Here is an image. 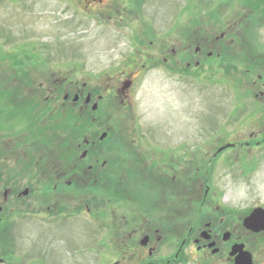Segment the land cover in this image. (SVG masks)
<instances>
[{
  "label": "flooded vegetation",
  "instance_id": "obj_1",
  "mask_svg": "<svg viewBox=\"0 0 264 264\" xmlns=\"http://www.w3.org/2000/svg\"><path fill=\"white\" fill-rule=\"evenodd\" d=\"M57 2L59 22L90 29L106 27L116 34L115 43L128 42L125 57L120 56V62L109 67L112 75L104 89L107 103L119 101L124 116L131 115V92L147 70L169 75L191 70L204 73L208 60H223L225 53L237 62L232 66L234 75L207 82V87L236 78L239 84L231 82L229 88L242 89V94L253 98L263 97L257 106L240 107L241 114L249 115L258 107L262 114L258 119L263 124L261 130L234 133L232 141L226 143L220 138L213 141L203 133L199 142L205 153L202 163L189 159L183 143L171 147L173 141L166 133L119 132L117 137L123 146L110 148L105 144L108 131L85 132L77 138L78 115L85 116L99 96L95 95L98 88L76 79L80 70L76 63L70 62L65 67L67 75L56 83L42 84L32 79L11 84L14 73H42L26 68L18 70L25 71L19 74L14 69L27 60L2 57L0 72L5 75V83H0V235L8 237L13 245L5 249L0 246V260L10 264L3 256L7 250H16L11 236L27 219H38L55 228L67 218L86 213L93 223L91 243L104 250L97 256L101 261L98 264H187L189 246L194 247L196 260L208 264H236L240 246L251 254L253 264H264V255L249 248L247 241L252 234L238 221L247 211L225 207L211 192L217 190L213 184L222 156L231 162L238 154L256 148L264 155V51L257 53L254 48L261 37L248 33L246 19L252 14L248 12L251 6L237 4L243 8L234 13L233 25L206 24L199 18L195 21L197 29L209 25L216 33L192 36L195 33L186 32L190 26L188 6L178 10L175 22L163 35L156 27L158 14L152 9V0ZM40 62L43 66L42 59ZM218 109L214 101L211 117ZM102 135L107 137L101 139ZM259 136L262 144L256 140ZM198 188L202 199H191L190 192L197 193ZM53 237L48 232L41 236L40 256L55 253Z\"/></svg>",
  "mask_w": 264,
  "mask_h": 264
},
{
  "label": "rangeland",
  "instance_id": "obj_2",
  "mask_svg": "<svg viewBox=\"0 0 264 264\" xmlns=\"http://www.w3.org/2000/svg\"><path fill=\"white\" fill-rule=\"evenodd\" d=\"M57 1L0 0V60L7 55L27 60L26 63L23 62L22 67L14 70L33 68L41 71L40 73L45 75H36L34 79L42 84L55 83L64 78L67 75L65 67L68 68L70 62L76 63L80 69L76 79L81 80L82 83H90L95 89L98 88L96 95H104L108 78L112 75L109 67L119 63L120 56L125 57L123 53L127 50L128 42L123 40L115 43L116 34L106 27L90 29V26L67 25L59 22ZM240 2H243L244 6L248 5L244 0H208L204 7L199 0H152V9L158 14L156 27L159 34H166L169 25L175 22L178 10L188 6L190 26L186 32L191 35L195 33L192 36L198 34L211 36L216 33L214 28L206 25L205 29H197L195 21L200 18L206 20V24L216 22L220 25L224 23L227 26L233 25L234 13L243 8V5L237 6ZM219 4L221 9L217 7ZM262 4L263 2L260 7L258 3L250 5L248 12L252 14L246 19L249 23L250 37L258 35L261 37L260 44H257L260 53L264 51ZM120 48L123 50L119 52ZM47 56L52 57L51 62L46 65L43 61L42 66L40 59ZM236 63L229 57L219 61L208 60L204 73L191 71L183 75L147 70L137 80L135 89L131 92L133 104L131 115L124 116L119 108V101L115 106L110 105V112L105 104L99 113L93 114L94 118H98L97 122L109 115L107 124L110 127L109 135L112 141L105 144L110 148L123 146L117 137V133L123 131L128 133L139 129L144 132L150 130L157 136L166 133L167 136H171L169 140L173 141L171 147L183 143L184 147H187L189 159L202 163L201 159L205 153L200 148L199 142L202 141L203 133L213 141L220 138L222 143H226L232 141L234 133H249L250 129L261 130L263 122L258 117L261 118L262 114L258 112V107L255 112L251 110L249 115L245 113L247 116L241 114L240 107L249 109L250 106H257L263 97H250L248 94H242V89L238 90V88H236L238 91L232 90L228 86L230 84L228 79H224L226 82L222 80L216 83L220 88L207 87L208 83L226 78L228 74L233 76L235 70L232 66H236ZM18 73L23 74L25 71ZM0 75L2 79L4 74L0 72ZM10 77L12 78L9 80L10 83L16 84L15 79L21 78L22 75L14 73ZM232 81L234 85L239 84L236 78ZM215 96L217 99L214 98ZM214 101L219 109L215 117H211ZM86 117L89 120V115ZM85 125V121H78V130L81 131L77 138L82 134ZM259 138L256 140L261 143L262 139ZM224 158L225 156H222L220 161L223 162L222 166L217 170L218 174L214 179L213 188L217 190L211 191L213 198L219 199L220 204L223 203L225 207L233 210L251 212L258 208L264 209V155L261 150L256 148L251 153L238 154L231 162ZM196 190L197 193L190 192L191 199H199V196L202 199L200 189ZM91 227L93 223L86 213L76 218H67L55 228L43 225L38 219L29 218L11 236L16 250H7L3 258L10 264H98L101 261L97 256L104 250L100 245L91 243L89 236ZM94 228L93 231L96 230ZM46 232L54 236L53 248L56 251L48 256H40L41 236ZM93 236L94 239L97 237L95 233ZM7 238L0 235V245L4 249L13 245ZM260 238H255L253 235L247 242L251 250H257L264 255V238ZM92 246L93 252L90 251ZM186 253L189 257L187 264H208L203 259L196 260L193 257L194 247L189 246ZM262 260L264 261V257Z\"/></svg>",
  "mask_w": 264,
  "mask_h": 264
},
{
  "label": "water",
  "instance_id": "obj_3",
  "mask_svg": "<svg viewBox=\"0 0 264 264\" xmlns=\"http://www.w3.org/2000/svg\"><path fill=\"white\" fill-rule=\"evenodd\" d=\"M96 109L97 106L94 107V110ZM243 225L245 229L254 233L264 232V210L257 209L253 211L251 216L244 221ZM242 249L241 247L236 251L239 253L236 264H252L251 256L248 253H243Z\"/></svg>",
  "mask_w": 264,
  "mask_h": 264
},
{
  "label": "trees",
  "instance_id": "obj_4",
  "mask_svg": "<svg viewBox=\"0 0 264 264\" xmlns=\"http://www.w3.org/2000/svg\"><path fill=\"white\" fill-rule=\"evenodd\" d=\"M245 2H246V4H249V5H252V4H254V3H258L259 4V7L261 6V3H262V1H264V0H259L258 2H254L253 0H244ZM207 2H208V0H204L203 1V4H202V6L204 7L205 5H207ZM209 5V4H208ZM219 9L221 8V7H219V6H217ZM256 9H258V8H256ZM211 10V9H210ZM212 13H210V15H211ZM212 17V16H211ZM25 79H28V78H26L25 77ZM78 120V119H77ZM79 121V120H78ZM81 130V129H80ZM84 130H86V125L83 127V129H82V131H84ZM87 131V130H86Z\"/></svg>",
  "mask_w": 264,
  "mask_h": 264
}]
</instances>
